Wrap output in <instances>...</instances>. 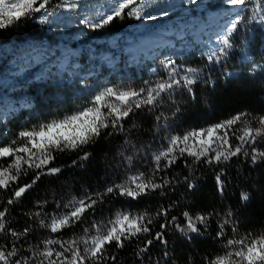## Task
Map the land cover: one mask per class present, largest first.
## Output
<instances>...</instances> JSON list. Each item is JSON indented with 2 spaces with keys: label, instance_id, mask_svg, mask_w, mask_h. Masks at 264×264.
<instances>
[{
  "label": "trees",
  "instance_id": "trees-1",
  "mask_svg": "<svg viewBox=\"0 0 264 264\" xmlns=\"http://www.w3.org/2000/svg\"><path fill=\"white\" fill-rule=\"evenodd\" d=\"M60 2L50 0L48 7ZM256 2L264 6V0ZM215 6L212 5V10ZM254 12L255 9H249L241 13L226 55L217 53L219 59H209V54H202L198 48L197 55L192 52L175 62L176 78L190 75L194 80L192 85L184 86L181 80L180 86L162 93L154 105L134 108L128 117L119 121V126L112 127L109 121V127L102 129L100 136L87 145L53 152L54 159L48 168H59L58 173L49 174L45 168L44 174L32 183L39 170L30 169L7 189L0 188V211H6V231L0 233V249L15 250L16 255L9 258L10 264L16 261L48 264L43 256L45 251H63L59 243H46L51 240L64 243L66 248L69 247L67 242L78 241L73 247L80 249L86 264H215L218 258L239 247H229V240L245 237L251 240L264 234V159L258 158L255 162L251 159L253 148L264 151V136L258 137L253 145H244L249 155L242 152L220 163L208 164L204 158L196 161L185 153L177 154L171 166L165 167L166 162L161 160V168L157 170L154 160L169 147L172 137L207 129L239 114H244L242 121L230 130L234 146L240 143L236 137L245 125L260 127L259 119L264 117V30L253 21ZM133 23L127 15L123 19L116 18L108 26L114 33L104 36L109 40ZM39 28L29 18H22L0 29V43L23 38V42L27 39L41 42L42 38L46 41ZM147 58L123 60L119 63L123 77L113 75L123 82L111 81L110 85L119 91H147L167 81L164 64L155 59L144 65ZM127 65L129 70L125 71ZM188 69L194 71L188 73ZM102 73L108 72L103 70ZM100 89H103L101 84L69 86L63 78L54 76L47 77L44 84L23 83L18 93L27 95L28 99L31 97L33 105L17 104L0 118V147L9 146L13 141L21 143V131L38 129L74 114L77 107H84ZM85 153L88 158L82 159ZM10 162L11 158L0 160V165L7 166ZM140 174L145 180L168 183L136 199L116 192L107 193V188L129 183L131 177ZM217 176L222 184H218ZM26 184L32 187L15 199L14 191ZM190 184L193 186L189 187ZM242 193L247 194V200L242 199ZM9 200L14 202L9 204ZM91 200L96 201L95 205L71 227L51 231L53 219L67 215L79 201L90 203ZM165 211L167 215L162 214ZM184 212L193 218L207 217L205 223L197 222L198 232L178 230L177 225L186 226ZM122 214L144 216L150 231L126 240L123 248L115 243L106 245L102 261L89 258L87 250L92 247L91 240L106 232L111 227L110 222ZM165 224L167 227H162ZM25 229H28L26 235L19 238L11 235V231L23 233ZM161 232L166 243L155 239ZM147 240L153 243L146 245ZM145 247L148 250L141 252ZM71 256V251L64 253L69 260ZM232 259L239 258L233 256Z\"/></svg>",
  "mask_w": 264,
  "mask_h": 264
},
{
  "label": "snow or ice",
  "instance_id": "snow-or-ice-1",
  "mask_svg": "<svg viewBox=\"0 0 264 264\" xmlns=\"http://www.w3.org/2000/svg\"><path fill=\"white\" fill-rule=\"evenodd\" d=\"M49 3L50 0H15V2L0 0V28L5 27L7 23H11L14 20L18 21L32 12H46L47 15L41 19L42 23L46 22L48 16L52 15L51 12L47 11ZM230 3L233 6H244L246 0H230ZM143 5L144 0H118L111 12L97 22L90 23L86 19L82 23L96 29L112 23L116 18L123 19L125 15L134 17L135 19H154L155 17L152 15H144ZM57 7L71 8L75 7V3L62 0V4ZM164 14L166 15V13ZM261 19H264V17ZM239 23V19L232 22L231 29L220 37L221 46L211 54L210 59H219V55L227 54L226 50L231 47L229 36ZM164 67L168 72V80L157 83L154 88H149L147 91L145 89L119 91L108 88L94 97L91 107L75 115L60 121H52L41 125L38 129L21 131L19 133L21 143L17 144L16 141H13L9 146L0 147V160L11 158V162L7 166L0 165V188L7 189L11 183L19 180L22 173L30 169L39 170L32 183H35L39 179V175L44 174L43 170L45 168H47L49 174L58 173L60 171L59 168H48V165L54 159L53 152L81 148L90 143L95 137L100 136L101 130L109 127V121H111L112 127H117L119 126V121L128 117L134 108L154 105L162 93L180 86L181 80H183L184 86H190L194 83L190 75H185L181 79L176 78L177 68L175 67V61H166ZM193 71V69L187 70L188 73H192ZM104 109H107V111H104ZM243 116L244 114H239L232 119L213 125L207 129L192 131L182 137H172L169 141V147L154 157L157 170L161 168V160L166 162L165 167L175 163L177 154L183 156L186 153L196 161L204 158L208 164L227 161L242 152L245 156L249 155L247 151H244V145H253L257 142L258 137L264 136V117L259 119L260 127L253 128L245 125V127L240 129V135L236 137L240 143L234 146L231 143L230 130L234 125L242 121ZM232 135H235V133H232ZM190 141L194 142L190 143ZM87 158L88 154L85 153L82 159ZM258 158L264 159V151L253 148L251 159L255 162ZM217 182L218 184H222L219 176H217ZM167 183L168 181L166 180L163 183H155L151 179L145 180L143 175L140 174L131 177L129 183L109 187L106 191L107 193L116 192L118 195L136 199L142 194H146L148 190L155 191L156 189L165 187ZM192 186L191 184L189 185V187ZM31 187L32 184L18 187L13 193L14 198H21ZM242 199H248L246 193H242ZM13 202V200L8 201L9 204ZM95 203V200H91L90 203L79 201L67 215L52 220L50 224L51 231L55 233L61 231L63 228L71 227ZM162 214L167 215V212L165 211ZM183 215L187 221L186 226L177 225L178 230L182 233L198 232L197 222L205 223L207 220V217L203 215L196 216L195 218L189 215L188 212H184ZM5 216L6 211H0V233L6 231ZM174 220L175 218H173ZM144 221V216L132 217L128 214L117 216L114 221L110 222L111 227L106 232L91 240L92 247L87 250L88 257L94 261H102L106 245L115 243L117 247L123 248L126 240H131L133 237L149 232L150 229ZM93 227L98 232L100 231L97 225H93ZM162 227H167V224L162 225ZM27 231L28 229H25L23 233L11 231V235L19 238L22 235H26ZM155 239L166 243L164 233L162 232L157 233ZM81 240L84 243H88L83 238ZM46 243H59L63 249L60 252H54L52 249L45 251L43 256L48 260V264H86L85 256L81 255L80 249L73 247L78 244V241L67 242L69 244L67 248L64 247V243L56 240L47 241ZM152 243V240L146 241V245L150 246ZM227 244L229 247H239H237L235 252L218 258L215 264H264V234L251 240L247 237L239 240H229ZM147 250V247H145L140 251L146 252ZM68 251L72 253L70 260L64 257V253ZM14 255H16L14 249L10 252L0 249V264H10L9 258ZM53 256L56 259H51ZM233 256L239 259L233 260ZM61 257H64V259H60ZM15 264H20V262L16 261Z\"/></svg>",
  "mask_w": 264,
  "mask_h": 264
},
{
  "label": "rangeland",
  "instance_id": "rangeland-1",
  "mask_svg": "<svg viewBox=\"0 0 264 264\" xmlns=\"http://www.w3.org/2000/svg\"><path fill=\"white\" fill-rule=\"evenodd\" d=\"M246 1L244 6H233L230 0H194V2L193 0H144V15L154 16L152 20L156 23L143 18L138 19L137 25L140 28L138 27L136 31L145 28V32L144 37L137 40L143 39L147 41L145 43L152 41L154 47L168 46V50L163 51L157 58L163 64L168 60L182 59L193 49L198 52L199 46L205 48L208 45L206 49L214 52L221 46L220 37L231 29V23L249 9H255L253 21L264 30V19H261L264 17V6L258 5L256 0ZM68 2H74L75 7H57L58 5L48 7L52 9L47 10L52 15L48 16L46 22H41L42 17L47 15L43 11L32 12L23 17L29 18L31 23L38 24L41 27L40 30L44 28L42 32L45 34L46 41L42 38L41 42L39 39H27L23 42V38L19 39L20 41L0 43V94L2 96L0 118L7 115L8 110L17 107V104L26 105L29 99L30 104L33 105L31 97L28 99L26 95L18 93L21 85L26 82L44 84L47 77L54 76L59 79L64 78L69 86L79 84L82 87L88 85L94 87L102 84L103 89H100L99 93L108 89L111 81H118L119 84L123 82L118 77L113 78V75L123 77L121 65H114V62L119 55L123 56L128 43L121 40L118 42L112 39L105 40V33H114L110 32L108 27L111 23L99 30L82 23L86 19L90 23L97 22L111 12L118 0H68ZM195 2H198L195 6H186V3ZM61 4L62 0L59 5ZM212 5H216L213 8L214 11L211 8ZM222 21L226 26L221 27ZM14 22L16 21L7 23L3 28ZM163 28L167 32L162 31ZM199 29L202 30L201 34L198 32ZM99 31L104 33L100 34ZM170 31L173 34L168 33ZM232 33L234 30L231 31V35ZM99 36L101 38L97 39ZM186 38L189 39L183 43ZM178 40L183 44L173 47V42ZM190 40L191 44L186 49L177 51L185 47ZM130 46H136V43L128 47L133 48ZM145 46L148 47V45ZM103 70L108 73L103 74ZM93 100L94 97L84 107H77V111L72 115L91 107Z\"/></svg>",
  "mask_w": 264,
  "mask_h": 264
},
{
  "label": "bare ground",
  "instance_id": "bare-ground-1",
  "mask_svg": "<svg viewBox=\"0 0 264 264\" xmlns=\"http://www.w3.org/2000/svg\"><path fill=\"white\" fill-rule=\"evenodd\" d=\"M138 27H139V25H137V22H134L132 25L128 26V28L124 32H121L119 34H116L115 36H113L111 38L112 41H115V42H118L119 40L126 41L128 43V47H129V45H131V44L134 45L136 43V46H130V47H133V48L126 47L125 50H124V52H123V56L122 55H119L118 58H117V61L114 62V65L118 64V66H119V63H121L123 60L128 59V61H129V58L130 57L131 58L136 57L137 60L148 57L143 62V64L145 65V64H147L148 61L155 60V59L159 58L158 55L161 54L163 51L168 50V46H157V47H154L152 41H149V43H145L147 41H145L143 39L142 40H137V39H139L141 37H144L143 34L145 32V30H144L145 28H143V30H141V31H136ZM162 31H166V29L163 28ZM198 32H199V34H201L202 33V30L199 29ZM168 33H171V31L168 32ZM171 34H173V33H171ZM199 38H200V36H199ZM98 39H100V38L98 37ZM111 39H109V40H111ZM188 39L189 38H186L183 41V43H185ZM105 40H107V39L105 38ZM173 43H174V46L173 47H179L180 45L183 44V43L181 44L180 40H178L177 42H173ZM189 44H191V40L188 41L185 44V47H183L181 49H178L177 51L181 52V50L186 49V47H188ZM145 45H148V47H146ZM206 47L208 48V45H206ZM206 47L204 48L202 46H199V49L202 52V54H209V57H210L211 54L213 53V51H210L209 49H206ZM149 49L152 50V51H154V52L150 51ZM214 49H215V47H214ZM214 51H216V50H214ZM124 70L125 71L129 70L128 69V65L126 66V68Z\"/></svg>",
  "mask_w": 264,
  "mask_h": 264
},
{
  "label": "built area",
  "instance_id": "built-area-1",
  "mask_svg": "<svg viewBox=\"0 0 264 264\" xmlns=\"http://www.w3.org/2000/svg\"><path fill=\"white\" fill-rule=\"evenodd\" d=\"M145 1H148V0H145ZM198 4V2H195V3H186V6H195V5H197ZM48 10H52V9H48ZM129 18H130V22H138V19H135L134 17H131V16H129ZM150 22H155L154 20H152V19H150ZM156 23V22H155ZM41 28V27H40ZM102 28V27H101ZM44 29V28H43ZM42 29V30H43ZM100 28H96L95 30H99ZM39 31H41V30H39ZM103 31H99L98 33H102ZM108 88H110V87H108Z\"/></svg>",
  "mask_w": 264,
  "mask_h": 264
}]
</instances>
